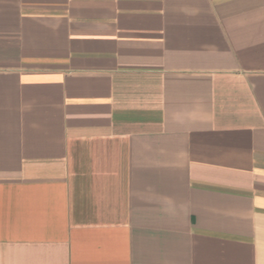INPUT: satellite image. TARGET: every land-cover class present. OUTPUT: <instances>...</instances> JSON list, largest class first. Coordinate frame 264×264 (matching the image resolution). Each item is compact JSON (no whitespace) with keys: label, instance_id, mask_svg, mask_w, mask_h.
<instances>
[{"label":"crops","instance_id":"obj_1","mask_svg":"<svg viewBox=\"0 0 264 264\" xmlns=\"http://www.w3.org/2000/svg\"><path fill=\"white\" fill-rule=\"evenodd\" d=\"M0 264H264V0H0Z\"/></svg>","mask_w":264,"mask_h":264}]
</instances>
